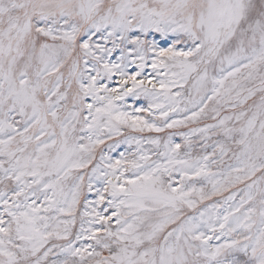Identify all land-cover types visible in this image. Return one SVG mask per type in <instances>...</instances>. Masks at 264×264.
Masks as SVG:
<instances>
[{
    "label": "snow or ice",
    "instance_id": "6c2138e0",
    "mask_svg": "<svg viewBox=\"0 0 264 264\" xmlns=\"http://www.w3.org/2000/svg\"><path fill=\"white\" fill-rule=\"evenodd\" d=\"M0 264H264V0H0Z\"/></svg>",
    "mask_w": 264,
    "mask_h": 264
}]
</instances>
